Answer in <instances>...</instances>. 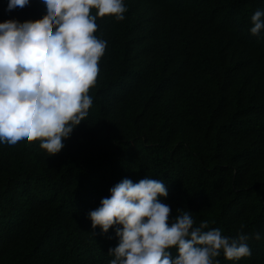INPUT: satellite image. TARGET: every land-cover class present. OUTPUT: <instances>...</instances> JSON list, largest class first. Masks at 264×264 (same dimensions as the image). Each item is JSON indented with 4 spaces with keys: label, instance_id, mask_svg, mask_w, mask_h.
I'll list each match as a JSON object with an SVG mask.
<instances>
[{
    "label": "trees",
    "instance_id": "16d2710c",
    "mask_svg": "<svg viewBox=\"0 0 264 264\" xmlns=\"http://www.w3.org/2000/svg\"><path fill=\"white\" fill-rule=\"evenodd\" d=\"M7 3L0 22L45 18L38 4ZM125 3L124 20L96 19L105 53L63 149H0V264H109L119 238L88 213L122 179L147 175L165 181L173 215L262 234L251 256L221 253L220 264H264V37L250 33L264 0Z\"/></svg>",
    "mask_w": 264,
    "mask_h": 264
},
{
    "label": "clouds",
    "instance_id": "9594fccd",
    "mask_svg": "<svg viewBox=\"0 0 264 264\" xmlns=\"http://www.w3.org/2000/svg\"><path fill=\"white\" fill-rule=\"evenodd\" d=\"M33 3L45 12L39 24L0 22V149L39 140L51 156L92 104L88 92L107 44L94 34L97 17L124 20L127 6L125 0H8L6 10ZM251 23L250 33L264 37V9ZM109 192L88 213L94 229L114 228L119 238L109 264H220L221 253L228 260L251 256L249 240L261 239L260 232L231 237L207 220L197 224L183 207L173 215L162 199L168 195L163 179L124 178Z\"/></svg>",
    "mask_w": 264,
    "mask_h": 264
}]
</instances>
